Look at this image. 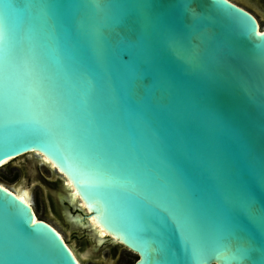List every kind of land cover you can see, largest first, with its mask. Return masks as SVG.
<instances>
[{
  "label": "water",
  "instance_id": "95a60500",
  "mask_svg": "<svg viewBox=\"0 0 264 264\" xmlns=\"http://www.w3.org/2000/svg\"><path fill=\"white\" fill-rule=\"evenodd\" d=\"M32 155L82 257L264 264V29L230 0H0V168ZM33 211L0 185V264H79Z\"/></svg>",
  "mask_w": 264,
  "mask_h": 264
},
{
  "label": "rangeland",
  "instance_id": "374dc122",
  "mask_svg": "<svg viewBox=\"0 0 264 264\" xmlns=\"http://www.w3.org/2000/svg\"><path fill=\"white\" fill-rule=\"evenodd\" d=\"M39 159L40 157L32 155L29 158L20 157L8 161L0 168V182L12 189H17L21 185L22 188L30 191L33 210L37 217L51 222L63 233L65 241L72 247L81 264H133L137 258L136 254L107 239L98 246L96 252L82 257L81 253L90 244L88 232L80 231L79 224L77 225L79 228H74L62 217L61 210L53 197L61 187L59 177L51 167L43 164ZM72 213L81 218L83 212L74 209Z\"/></svg>",
  "mask_w": 264,
  "mask_h": 264
},
{
  "label": "bare ground",
  "instance_id": "6f19581e",
  "mask_svg": "<svg viewBox=\"0 0 264 264\" xmlns=\"http://www.w3.org/2000/svg\"><path fill=\"white\" fill-rule=\"evenodd\" d=\"M261 29H264V26L261 27ZM41 159L45 160L48 162L50 167H55V165L53 163L50 162V160L45 157V156H40ZM8 162V161H7ZM7 162H4L7 163ZM56 168V167H55ZM57 170L64 173L68 178L65 179V182L67 184V186L69 188H72L71 191V198L74 200L76 198L80 199V203L81 205L84 207V210L87 213H90L89 217H88V223L90 224V226L93 228L94 232L99 235V236H105L106 234H110L112 235L114 238H116L117 240H121L118 236H116L112 231L108 230L96 217L95 211L94 209L90 206V204L84 199V197L80 194V192L78 191L77 187L75 186L74 182L71 180V178L58 166ZM0 185L4 188H6L7 190L13 192L17 197H19L22 201H24L25 203H27L30 207H32V201H31V196H30V191L28 189L22 188L21 186H18L17 189H12L10 187H8L5 183L0 182ZM34 212V211H33ZM93 213V214H92ZM34 220H39V218L37 217L36 213L34 212ZM50 223L54 229L58 232V234L60 235V237H62V239H64L63 237V233L51 222ZM68 247L69 244L67 243ZM71 250V249H70ZM74 257L76 258L77 262L79 264H81L80 260L77 259V256L75 255L74 251L71 250Z\"/></svg>",
  "mask_w": 264,
  "mask_h": 264
},
{
  "label": "flooded vegetation",
  "instance_id": "af4514ba",
  "mask_svg": "<svg viewBox=\"0 0 264 264\" xmlns=\"http://www.w3.org/2000/svg\"><path fill=\"white\" fill-rule=\"evenodd\" d=\"M254 15L261 28L264 26V0H230Z\"/></svg>",
  "mask_w": 264,
  "mask_h": 264
}]
</instances>
